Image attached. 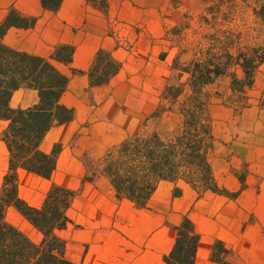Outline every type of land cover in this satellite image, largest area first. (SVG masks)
Returning a JSON list of instances; mask_svg holds the SVG:
<instances>
[{
    "label": "crops",
    "instance_id": "0c3cea01",
    "mask_svg": "<svg viewBox=\"0 0 264 264\" xmlns=\"http://www.w3.org/2000/svg\"><path fill=\"white\" fill-rule=\"evenodd\" d=\"M133 2L107 0V7L100 8L90 0H62L53 11L40 0H0V25L10 10L33 19L27 27L9 25L2 43L50 59L68 78L60 103L72 108L73 117L52 127L40 144L45 152L60 145L53 173L85 175L84 159L97 162L134 134L138 123L156 107L149 102L146 113V98L137 97L136 79H141L143 92L152 88L147 81L153 75L154 39L164 34L166 17L161 11L154 12L149 3L137 6ZM122 42L137 47L140 54L123 48ZM60 44L73 46L69 63L51 58ZM99 50L109 52L120 67L106 83L90 85L88 71ZM231 71L237 79L244 77L238 66ZM208 86L213 92L205 91ZM204 92L209 96L212 120V176L219 188L235 196L198 191L178 182L179 196H174L172 187L163 198L156 197L161 183L175 186L161 181L147 207L137 208L127 199L118 200L109 179L100 174L85 184L93 200L88 203L91 209L83 228L66 242L70 260L78 264H166L163 257L172 249L176 227L186 215L200 237L195 264H216L210 255L217 240L227 249L224 258L229 264H264V62L242 91L225 74L207 84ZM37 102L35 89L20 87L9 104L27 108Z\"/></svg>",
    "mask_w": 264,
    "mask_h": 264
},
{
    "label": "trees",
    "instance_id": "16d2710c",
    "mask_svg": "<svg viewBox=\"0 0 264 264\" xmlns=\"http://www.w3.org/2000/svg\"><path fill=\"white\" fill-rule=\"evenodd\" d=\"M40 1L44 8L55 11L62 0ZM224 1L227 0H217L206 10L213 15ZM254 13L261 21L264 33V0ZM32 23L33 19L10 10L0 25V121L4 123L0 141L7 151V169L0 184V264H78L66 256V240L61 235L72 222L68 209L76 191L53 182L38 207L30 205L18 194L20 170L44 179L51 177L60 145L55 144L50 152H45L40 144L52 127L73 117L72 108L60 103L67 76L59 72L50 59L10 48L1 41L9 25L27 27ZM235 42L226 36L218 50L211 52L209 49L204 59L191 60L178 67L174 60L172 68L178 70L177 84L164 86L154 111L147 118L155 120V127L149 131L138 130L122 139L98 159V167L84 176L83 181L105 175L115 197L127 199L137 208L147 207L161 181L175 184V196L181 194L176 184L183 182L198 191L210 190L234 197L235 193L219 188L212 176L209 161L213 144L212 120L209 96L204 87L225 74L231 75L232 86L240 91L251 85L254 70L264 62V37L255 46L235 48ZM232 48H235L234 53ZM72 53L73 46L60 44L53 50L51 58L69 63ZM234 66L243 70L242 79H237L231 71ZM119 67V62L109 52L99 50L88 71L90 85L106 83ZM20 87L35 89L38 102L27 108L11 107L10 98ZM170 114L179 118L175 130L158 128L157 124ZM143 125L146 126V121ZM10 207L15 208L39 234L38 241L7 220ZM176 231L175 242L164 255V262L195 264L200 237L188 216L182 217ZM226 252L223 243L217 240L210 258L216 264H229L224 258Z\"/></svg>",
    "mask_w": 264,
    "mask_h": 264
},
{
    "label": "rangeland",
    "instance_id": "374dc122",
    "mask_svg": "<svg viewBox=\"0 0 264 264\" xmlns=\"http://www.w3.org/2000/svg\"><path fill=\"white\" fill-rule=\"evenodd\" d=\"M128 1L132 4L134 3L133 0ZM135 1L137 6H144L145 3H149L150 8L154 12L161 11L166 17L164 34L160 38L154 39L153 75L151 80L148 79L149 81H147L151 83L152 88L143 92L140 88L141 79H136V83L138 84L137 97L146 98L145 107H147V114L149 102H151L153 107L156 106L164 86L168 83L177 84L175 75L178 73V70L172 68L174 60L177 61V66L175 67H178V65H185L191 60L204 59L209 49L211 52L218 50V47L223 43L226 36L236 41L235 48L258 45L264 37L261 21H259L254 13L262 0L224 1L221 3L219 11L213 14L215 16L206 9L217 3V0ZM90 2L100 8L107 7V0H90ZM121 46L126 50H130L132 54H140L138 48L133 47L128 42H122ZM235 48H232L231 52L234 53ZM134 66L136 65L131 64V67ZM184 78L185 76L182 80ZM213 90L214 88L211 86L205 89L207 93L213 92ZM147 117L138 123L136 131H149L155 127V120L147 119ZM144 121H146V126L143 125ZM178 122L179 118L171 115L161 120L157 126L160 129L163 128L165 131H173ZM3 125L0 122V130L3 128ZM84 162L86 163L87 173L81 177L64 175L59 170L55 171L49 179H44L22 170L18 173V194L32 206L38 207L41 205L46 191L53 182L76 191L72 204L68 209V216L72 222L66 230L61 232L66 242H69L68 240H70L74 232L83 228L86 214L91 209V205L88 203H91L93 200V195L85 188V184L86 182L94 181L96 177L92 181H83V178L90 175L92 169L98 167L99 163L91 162L88 159H84ZM6 169L7 151L4 144L0 141V184ZM97 184H99L102 191L106 190L100 180H97ZM171 188L174 194L175 186L169 183H161L156 197L160 196L163 198L166 193L171 191ZM6 218L32 240H39V234L15 208L10 207L7 210ZM66 248L68 254H70L67 243Z\"/></svg>",
    "mask_w": 264,
    "mask_h": 264
}]
</instances>
